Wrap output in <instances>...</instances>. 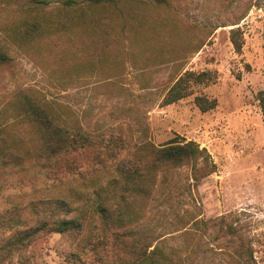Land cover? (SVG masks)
Masks as SVG:
<instances>
[{"label": "rangeland", "instance_id": "rangeland-1", "mask_svg": "<svg viewBox=\"0 0 264 264\" xmlns=\"http://www.w3.org/2000/svg\"><path fill=\"white\" fill-rule=\"evenodd\" d=\"M42 1L0 0V51L12 59L0 68L1 127L28 137L10 106L12 94L26 89L87 134L118 136L127 157L176 138L205 148L215 171L197 184L183 167L134 185L113 165L96 172L83 165L72 180L53 186L27 181L0 203L72 199L86 217L95 201L119 204L128 229L176 264H264V131L256 100L264 89V0L120 4L122 16L133 19L122 24L111 7H83L76 12L101 19L100 26L41 27L38 40L20 45L15 32L24 19L54 21L64 13L63 0ZM231 30L239 32V52ZM185 72L209 78L190 81L184 98L164 105ZM195 97L215 105L202 112ZM82 247L81 236L49 234L3 264H65L69 251H77L82 264H95Z\"/></svg>", "mask_w": 264, "mask_h": 264}, {"label": "trees", "instance_id": "trees-1", "mask_svg": "<svg viewBox=\"0 0 264 264\" xmlns=\"http://www.w3.org/2000/svg\"><path fill=\"white\" fill-rule=\"evenodd\" d=\"M34 1L46 4L42 0ZM143 1L158 6L167 4V0H84L82 6L77 0H63L61 17L54 21L35 16L24 19L19 24L22 30L15 32V38L24 46L39 39L41 27L56 26L55 30H64L86 24L100 26L101 19L85 18L76 12L83 7L89 10L111 7L113 12H118L122 24L124 19H133L129 15L123 17L118 5ZM100 34L103 39L108 36ZM262 40L264 54V26ZM230 43L235 52L240 51L242 42L238 30L230 31ZM11 62V57L0 51V68L10 66ZM262 77L264 83V65ZM208 78L207 72H185L167 91L164 105L184 98L185 86L190 81L200 84ZM194 100L202 112L215 105L214 100L201 97ZM256 100L264 131V89ZM10 106L19 124L29 131L28 137H16L11 130L0 126V199L6 191L19 189L27 181L53 186L72 180V175H81L83 165L89 172L113 165L122 180L134 185L155 183L159 172L164 174L183 167L189 169L190 179L197 184L215 171L206 149L193 141L173 138L158 147H148L145 154L134 151L127 157L122 154L125 148L118 136L87 134L79 124L69 122L52 104L40 101L30 90L17 89L10 98ZM88 214L86 217L76 200L65 198H37L24 206L0 203V264L49 234L72 240L81 236L82 248L91 254L95 264H176L158 247L149 249L128 229V214L121 205L95 201ZM80 261L77 251H69L65 264H82Z\"/></svg>", "mask_w": 264, "mask_h": 264}]
</instances>
